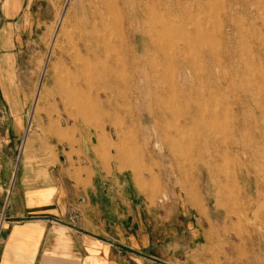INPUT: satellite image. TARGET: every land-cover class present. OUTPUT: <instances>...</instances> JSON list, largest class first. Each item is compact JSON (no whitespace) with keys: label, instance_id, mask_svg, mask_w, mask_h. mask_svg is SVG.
<instances>
[{"label":"rangeland","instance_id":"1","mask_svg":"<svg viewBox=\"0 0 264 264\" xmlns=\"http://www.w3.org/2000/svg\"><path fill=\"white\" fill-rule=\"evenodd\" d=\"M207 1L22 2L0 32V233L28 218L19 213L30 174L62 166L75 180L87 176L85 186L132 192L155 263L264 264V0ZM134 57L163 64L155 65L169 88L157 98L168 104L160 124L149 117L156 99L133 76ZM43 146L44 167L26 156Z\"/></svg>","mask_w":264,"mask_h":264},{"label":"crops","instance_id":"2","mask_svg":"<svg viewBox=\"0 0 264 264\" xmlns=\"http://www.w3.org/2000/svg\"><path fill=\"white\" fill-rule=\"evenodd\" d=\"M23 1L0 0L1 33ZM2 137L6 141L9 133ZM34 140L30 149L35 148ZM26 156L44 167L49 152L43 146ZM29 177L31 188L24 191L27 205L19 213L28 218L8 221L0 233V264H161L154 260V236L137 215L138 206L125 185L85 186L87 176L77 181L62 166L53 173L33 171ZM115 191L120 196L107 194ZM70 209L80 213L77 222L69 220Z\"/></svg>","mask_w":264,"mask_h":264},{"label":"bare ground","instance_id":"3","mask_svg":"<svg viewBox=\"0 0 264 264\" xmlns=\"http://www.w3.org/2000/svg\"><path fill=\"white\" fill-rule=\"evenodd\" d=\"M114 1V0H113ZM142 1V0H141ZM146 1V0H145ZM148 1V0H147ZM152 1V0H151ZM184 1H186V0H184ZM161 2H162V0H161ZM165 2H167V1H165ZM170 2V1H169ZM206 2H208L207 0H206ZM205 2V3H206ZM143 3V2H142ZM141 3V4H142ZM147 3V2H146ZM152 3V2H151ZM136 4H138V3H136ZM144 4V3H143ZM156 4V5H155ZM154 5L155 6H157V3H155ZM209 4V3H208ZM140 5V4H139ZM149 5V4H148ZM141 6V5H140ZM143 6V5H142ZM165 6H166V4H165ZM200 6V5H199ZM201 6H202V4H201ZM203 6H205V5H203ZM135 7V6H134ZM207 7V6H206ZM148 8V7H147ZM160 8V7H159ZM167 8V7H166ZM172 8V7H171ZM178 8V7H177ZM176 8V9H177ZM201 8H203L202 10H204V7H201ZM201 8H199V9H201ZM117 9V8H116ZM142 9V8H141ZM161 9V8H160ZM163 9V8H162ZM169 9V8H168ZM175 9V8H174ZM198 9V10H199ZM148 10V9H147ZM152 10V9H151ZM156 10V9H155ZM177 10H179V8L177 9ZM201 10V11H202ZM143 11H145V10H143ZM167 11V10H166ZM175 11V10H174ZM196 11V10H195ZM205 11H206V8H205ZM136 12V11H135ZM134 12V13H135ZM173 12V11H172ZM186 12V11H185ZM204 12V11H203ZM140 13V12H139ZM143 13V12H142ZM166 13V12H165ZM175 13H176V11H175ZM190 13V12H189ZM197 13H199L200 14V12H197ZM115 14V13H114ZM144 14V13H143ZM126 15V14H125ZM136 15V14H135ZM149 15V14H148ZM122 16H124V14L122 15ZM127 16V15H126ZM153 16H154V14H153ZM160 16V15H159ZM125 17V16H124ZM134 17V16H133ZM169 17V16H168ZM167 17V18H168ZM196 17V16H195ZM122 18V17H121ZM125 18H127V17H125ZM125 18H122L123 19V21H124V19ZM159 18V17H158ZM164 18V17H163ZM199 18L200 17H198V21H199ZM122 19H121V22H122ZM137 19V18H136ZM145 19V18H144ZM118 20H120V19H118ZM142 20V19H141ZM146 20V19H145ZM157 20V19H156ZM136 21V20H135ZM142 21H144V20H142ZM150 21H152V18L150 19ZM149 21V22H150ZM164 21V20H163ZM120 22V23H121ZM145 22V21H144ZM160 22H162V18H161V20H160ZM195 22H197V20L195 21ZM137 23V22H136ZM142 23V22H141ZM140 23V24H141ZM164 23V22H163ZM165 23H166V21H165ZM77 24V23H76ZM166 24H168V23H166ZM165 24V25H166ZM195 24V23H194ZM121 25V24H120ZM133 25H134V22H133ZM142 25V24H141ZM152 25V24H151ZM158 25V24H157ZM167 26V25H166ZM183 26V25H182ZM186 26V25H185ZM195 26V25H194ZM207 26V25H206ZM135 27V26H134ZM144 26H142V28H143ZM149 27V26H148ZM148 27H147V29H148ZM154 28H153V30L157 33L159 30H158V28H157V26L156 25H154L153 26ZM117 28V27H116ZM119 28H121V26L119 27ZM131 28V27H130ZM130 28H129V31H131L130 30ZM169 28V27H168ZM186 28V27H185ZM199 28V27H198ZM198 28H197V30H198ZM133 29V28H132ZM150 29V28H149ZM187 29H188V27H187ZM194 29H195V27H194ZM119 30V29H118ZM164 30H165V28H164ZM183 30L185 31V32H187L186 31V29H184L183 28ZM196 30V29H195ZM122 31V30H121ZM120 30H119V32H121ZM128 31V32H129ZM118 32V31H117ZM132 32V31H131ZM162 32V31H161ZM169 32V31H168ZM167 32V33H168ZM175 32V31H174ZM195 32V31H194ZM193 31H192V33H194ZM198 32V31H197ZM206 32V31H205ZM102 33V32H101ZM124 32H122V34H123ZM160 33V32H159ZM172 33V32H171ZM191 33V32H190ZM190 33H188V34H190ZM131 34V33H130ZM136 34V33H135ZM153 34V33H152ZM163 35H164V33H163ZM185 35V34H184ZM120 36V35H119ZM197 36V35H196ZM121 37V36H120ZM133 37H135V36H133ZM155 37V36H154ZM153 37V38H154ZM150 38H152V36L150 37ZM157 38V37H156ZM155 38V39H156ZM173 38V37H172ZM188 38V37H187ZM209 38V37H208ZM134 39V38H133ZM163 39H164V36H163ZM196 39V38H195ZM122 40V39H121ZM165 40H166V38H165ZM168 40V39H167ZM197 40V39H196ZM169 41V40H168ZM171 41V40H170ZM198 41V40H197ZM147 42V41H146ZM145 41H144V43H146ZM155 42V41H154ZM160 42V41H159ZM174 42V41H173ZM161 43H162V41H161ZM148 44V43H147ZM146 44V45H147ZM176 44V43H175ZM175 44H173V45H175ZM187 44V43H186ZM199 44V43H198ZM156 45V44H155ZM130 46V45H129ZM183 46V45H182ZM135 46H133V48H134ZM159 47V49H161V47H160V45L158 46ZM163 47V46H162ZM172 47V46H171ZM171 47H170V49H171ZM174 47V46H173ZM172 47V48H173ZM178 47V46H177ZM180 47V46H179ZM179 47H178V49H179ZM128 48V47H127ZM165 48H166V46H165ZM174 48H176V47H174ZM86 49V48H85ZM126 49V48H125ZM151 49V48H150ZM177 49V48H176ZM152 50V49H151ZM181 50V49H180ZM184 50L185 49H183L182 51H183V53H184ZM137 51V50H136ZM135 51V52H136ZM141 51V50H140ZM178 51V50H177ZM209 51V50H208ZM93 52V51H92ZM97 52V51H96ZM132 52H134V51H132ZM132 52L131 53H129V54H131L132 55ZM158 52V51H157ZM170 52V51H169ZM179 52V51H178ZM211 52V51H210ZM107 53V52H106ZM155 53H156V51H155ZM172 53H174V51L172 52ZM171 53V54H172ZM180 53V52H179ZM182 53V54H183ZM137 54V53H136ZM139 54V53H138ZM147 54V53H146ZM134 55V54H133ZM151 55V54H150ZM164 55H165V53H164ZM178 55V54H177ZM210 56L212 55V54H209ZM144 56V55H143ZM156 56H157V54H156ZM174 56V55H173ZM179 56V55H178ZM141 57V56H140ZM145 57V56H144ZM147 57V56H146ZM151 57V56H150ZM149 57V58H150ZM162 57V56H161ZM169 57H170V55H169ZM132 58V57H131ZM172 58H174V57H172ZM181 57H179V59H180ZM154 59V61H155V63H156V59L155 58H153ZM184 59V58H183ZM131 60V59H130ZM185 60V59H184ZM153 61V60H152ZM157 61H158V57H157ZM176 61V60H175ZM187 61V60H186ZM132 63H131V69H132V73L134 74L133 76H140V78H141V81H143V92L145 93V94H147L148 96H153L155 99V101H152V100H149L150 101V103H152L153 104V106H155V109L154 110H156V111H154V112H151V110H149V117H150V119L153 121L152 123H154V124H160V122H161V118H162V115L164 114V109H163V105L164 106H167L168 104H166L165 105V101H164V103L162 102V100H160V99H158L157 100V98H158V96L160 95V94H165L166 95V93L167 94H169L168 93V91H166L165 89L167 88L168 90H169V88L168 87H165L164 88V83H163V85H162V82H164L165 80H164V73H162L161 71L159 72V69H160V67H159V69L157 70V65H163V64H155L154 62L152 63L151 61H150V59H146V58H138V59H136L135 57L133 58V60L131 61ZM159 62V61H158ZM161 62V61H160ZM159 62V63H160ZM163 62V61H162ZM171 62V61H170ZM173 62V61H172ZM181 63H183L182 61L180 62V64ZM189 63H190V61H189ZM168 64V63H167ZM174 64H175V62H174ZM185 63H183V65H184ZM192 64H193V62H192ZM144 65L145 66H148L151 70H152V73L153 74H151L150 72V74H147V73H141L140 71H142V69H144ZM157 67H156V66ZM166 65V64H165ZM171 65H173V63L171 64ZM186 65V64H185ZM187 65H190V64H188L187 63ZM195 65V64H194ZM156 68H155V67ZM168 66H169V64H168ZM193 66V65H192ZM191 66V67H192ZM115 67V66H114ZM164 67V66H163ZM179 67V66H178ZM194 67V66H193ZM192 67V68H193ZM120 68V67H119ZM168 68V67H167ZM174 68V67H173ZM186 68H187V66H186ZM166 69V68H165ZM172 69V68H171ZM176 69V68H175ZM189 69V68H188ZM195 69V68H194ZM194 69H192L191 71H194ZM161 70V69H160ZM162 71H163V69H162ZM167 71H169V70H167ZM166 71V72H167ZM170 72H172V70L171 71H169L168 72V74L170 73ZM173 73H175V70H173ZM191 73V72H190ZM192 74V73H191ZM170 75V74H169ZM176 75V74H175ZM192 75H194V74H192ZM170 77V76H169ZM173 77V76H172ZM178 77V76H177ZM187 78V77H186ZM217 78V77H216ZM216 78H214V80L216 79ZM192 79V78H191ZM218 81V80H217ZM167 82V81H166ZM175 82H177V81H174V83ZM174 83H173V81H172V84L174 85ZM178 83H179V81H178ZM187 83V82H186ZM215 83V82H214ZM213 83V84H214ZM168 84V83H167ZM184 85H185V83H184ZM187 85V84H186ZM194 85V84H193ZM215 85V84H214ZM86 86V85H85ZM168 86V85H167ZM190 86H192V85H190ZM217 86V85H216ZM100 87V86H99ZM123 87V86H122ZM169 87L171 88V86L169 85ZM179 86H178V84H176V88H178ZM188 87V86H187ZM196 86L194 85V87L192 86V89L193 88H195ZM224 87V86H223ZM90 88V87H89ZM121 88V87H120ZM131 88V87H130ZM180 88V87H179ZM185 88H186V86H185ZM184 88V89H185ZM191 88V87H190ZM226 88V87H225ZM224 88V89H225ZM173 89H174V87H173ZM195 89H197V88H195ZM195 89H193L192 91H194ZM171 90H172V88H171ZM247 90H248V88H247ZM176 92H177V90H175ZM175 91H170V92H172L171 93V95H173L174 94V92ZM186 91V90H185ZM187 91H188V89H187ZM226 91V90H225ZM250 91V90H249ZM120 93H121V91H119ZM175 92V93H176ZM246 92H248V91H246ZM95 93H96V91H95ZM180 93V92H179ZM158 94V95H157ZM248 94V93H247ZM246 94V95H247ZM251 94V93H250ZM156 95V96H155ZM181 95V94H180ZM190 95V93L188 94V96ZM96 96V95H95ZM170 96V95H169ZM168 96V98H171V96L169 97ZM167 97V96H166ZM175 97H178L177 96V94L175 95ZM185 97H186V95H185ZM149 98V97H148ZM164 98V97H163ZM168 98H166V99H168ZM184 98V97H183ZM187 98V97H186ZM185 98V99H186ZM165 99V100H166ZM172 100V99H171ZM174 100V99H173ZM177 100V99H176ZM175 100V103H178L177 101ZM184 100V99H183ZM167 101H169V100H167ZM178 101H180L179 100V98H178ZM182 101V100H181ZM180 101V102H181ZM170 102V101H169ZM185 102V104H186V101H184ZM214 102V101H213ZM87 103V102H86ZM110 103V102H109ZM242 104V103H241ZM170 105L172 106V104L170 103ZM175 105V104H174ZM179 105H181V103H179ZM178 105V106H179ZM110 106V105H109ZM112 106V105H111ZM177 106V105H176ZM176 106H175V108H176ZM177 106V107H178ZM115 107V106H114ZM181 107V106H180ZM200 107V106H199ZM104 108V107H103ZM168 107H166V109H167ZM173 108V107H172ZM179 108V107H178ZM242 108V106L240 107V109ZM114 109V108H113ZM196 109H197V107H196ZM168 110V109H167ZM172 110H174V109H172ZM200 110V109H199ZM201 110H202V108H201ZM170 110H168V112H169ZM178 111V110H177ZM166 112V111H165ZM174 112V111H173ZM200 112V111H199ZM177 114H178V112H176ZM196 113V112H195ZM198 113V112H197ZM166 114V113H165ZM164 114V115H165ZM169 114V113H168ZM170 114H172V113H170ZM175 114V113H174ZM200 115H202L201 113H199ZM163 115V116H164ZM173 115V114H172ZM198 115V114H197ZM199 115V116H200ZM169 116V115H168ZM196 116V115H195ZM173 117V116H172ZM183 117H184V119H185V121L188 123V122H192L193 120H194V116L193 115H189L188 113H186V114H184L183 115ZM166 118H167V115H166ZM167 120V119H166ZM163 122V121H162ZM161 122V123H162ZM165 122V121H164ZM167 122V121H166ZM110 124V123H109ZM204 125V124H203ZM202 125V126H203ZM221 125V124H220ZM223 127V126H222ZM203 128H205V127H203ZM212 128V127H211ZM209 131V130H208ZM162 132H164V130L162 131ZM211 132V131H210ZM209 133V132H208ZM163 135H164V133H163ZM180 135V134H179ZM165 136H166V138H167V133H165ZM165 136H164V138H165ZM169 138V137H168ZM168 139H166V141H167ZM231 143H232V145H234V146H237V147H242L243 149H245V146H244V144H242L241 142H239V141H237L236 139L234 140H231ZM231 144H229V146H230ZM232 145H231V147H232ZM123 154V153H122ZM242 168V167H241ZM210 169V168H209ZM244 169V168H243ZM245 170H247V169H245Z\"/></svg>","mask_w":264,"mask_h":264}]
</instances>
